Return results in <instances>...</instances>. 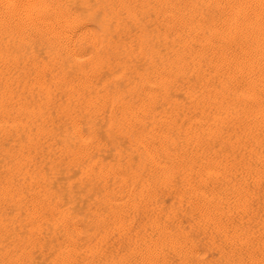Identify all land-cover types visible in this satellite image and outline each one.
Returning <instances> with one entry per match:
<instances>
[{
    "label": "bare ground",
    "instance_id": "obj_1",
    "mask_svg": "<svg viewBox=\"0 0 264 264\" xmlns=\"http://www.w3.org/2000/svg\"><path fill=\"white\" fill-rule=\"evenodd\" d=\"M0 264H264V0H0Z\"/></svg>",
    "mask_w": 264,
    "mask_h": 264
}]
</instances>
